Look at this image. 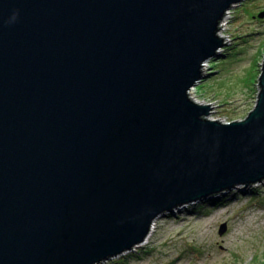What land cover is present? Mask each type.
<instances>
[{
  "label": "water",
  "instance_id": "water-1",
  "mask_svg": "<svg viewBox=\"0 0 264 264\" xmlns=\"http://www.w3.org/2000/svg\"><path fill=\"white\" fill-rule=\"evenodd\" d=\"M245 1L0 0V264H104L264 183V59L243 121L188 98Z\"/></svg>",
  "mask_w": 264,
  "mask_h": 264
},
{
  "label": "rangeland",
  "instance_id": "rangeland-1",
  "mask_svg": "<svg viewBox=\"0 0 264 264\" xmlns=\"http://www.w3.org/2000/svg\"><path fill=\"white\" fill-rule=\"evenodd\" d=\"M229 11L221 59L214 58L205 79L188 91L196 105L211 106L207 120L213 122L245 119L254 109L264 59V21L257 22L264 20L257 17L264 0ZM154 224L147 244L104 264H264V183L188 205ZM222 225L226 231L219 235Z\"/></svg>",
  "mask_w": 264,
  "mask_h": 264
},
{
  "label": "bare ground",
  "instance_id": "bare-ground-1",
  "mask_svg": "<svg viewBox=\"0 0 264 264\" xmlns=\"http://www.w3.org/2000/svg\"><path fill=\"white\" fill-rule=\"evenodd\" d=\"M227 19L228 18H230V17H226ZM227 21V20H226ZM222 28V27H221ZM222 32V36L220 37L221 39H223V41H224V45H226V44H228L229 43V38L227 37V36H225V28H222L221 29V31H220V33ZM204 67L202 68L203 70V72H205L206 71V69H207V67L209 66L210 67V65H209V63H206V64H204L203 65ZM189 98V97H188ZM190 100V99H189ZM211 107V106H210ZM219 197H221V195L219 196ZM217 198V197H216ZM210 200V199H209ZM214 200V199H213ZM208 201V200H207ZM211 201V200H210ZM198 204V203H197ZM181 210V209H180ZM157 220H155V222H156ZM155 222H153L152 224H151V227H150V232H149V235H148V237H147V239H146V241L143 243V244H141L139 247H142V246H144V244H147V242H148V240H149V238L153 235L152 233H154L155 231H154V229H155Z\"/></svg>",
  "mask_w": 264,
  "mask_h": 264
},
{
  "label": "built area",
  "instance_id": "built-area-1",
  "mask_svg": "<svg viewBox=\"0 0 264 264\" xmlns=\"http://www.w3.org/2000/svg\"><path fill=\"white\" fill-rule=\"evenodd\" d=\"M229 14H231L230 11L225 12L224 17H222L223 20H222V22H221V27L224 26V25L226 24V20H227L226 17H228ZM225 35H226V34H225ZM221 36H222V32H221V33L219 32L218 37L220 38ZM203 104H204V103H203ZM243 120H244V119H241V120H238V121H243ZM213 121H215V120H213ZM217 122H219V123H221V124H224V125H229V124H231V123H233V122H236V121H228V119H226V118H222L221 120H218Z\"/></svg>",
  "mask_w": 264,
  "mask_h": 264
},
{
  "label": "trees",
  "instance_id": "trees-1",
  "mask_svg": "<svg viewBox=\"0 0 264 264\" xmlns=\"http://www.w3.org/2000/svg\"><path fill=\"white\" fill-rule=\"evenodd\" d=\"M259 15H260V14H259ZM259 15L257 16L258 18H259ZM254 18H255V17H254ZM254 18H253V19H254ZM259 19H260V18H259ZM255 20L257 21V18H256ZM263 21H264V20H262V21H261V20H258L257 22L260 23V24H262ZM253 34L255 35V34H257V33H253ZM227 51H229V50H224L223 53H222L221 55H222V56H228ZM219 59H221V58H218V60H219Z\"/></svg>",
  "mask_w": 264,
  "mask_h": 264
},
{
  "label": "flooded vegetation",
  "instance_id": "flooded-vegetation-1",
  "mask_svg": "<svg viewBox=\"0 0 264 264\" xmlns=\"http://www.w3.org/2000/svg\"><path fill=\"white\" fill-rule=\"evenodd\" d=\"M223 17H224V16H223ZM222 20H223V18L221 19V21L219 22L218 27H217V33H216L217 36H218L219 32H220L221 29H222V28H221V22H222ZM220 50H221V49H220ZM220 50H219V51H220ZM219 51H218V52H219ZM219 56H220V55H218L217 58H218Z\"/></svg>",
  "mask_w": 264,
  "mask_h": 264
},
{
  "label": "clouds",
  "instance_id": "clouds-1",
  "mask_svg": "<svg viewBox=\"0 0 264 264\" xmlns=\"http://www.w3.org/2000/svg\"><path fill=\"white\" fill-rule=\"evenodd\" d=\"M13 19H15V16H13Z\"/></svg>",
  "mask_w": 264,
  "mask_h": 264
}]
</instances>
